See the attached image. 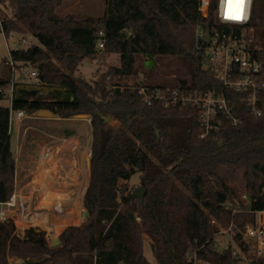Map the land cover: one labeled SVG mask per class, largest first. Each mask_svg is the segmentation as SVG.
<instances>
[{"label":"trees","instance_id":"16d2710c","mask_svg":"<svg viewBox=\"0 0 264 264\" xmlns=\"http://www.w3.org/2000/svg\"><path fill=\"white\" fill-rule=\"evenodd\" d=\"M200 3L107 0L103 15L77 19L58 12L62 0H0L4 34L29 32L35 38L0 62V101L12 90L11 106H0V203L15 193L13 111L33 115L47 109L62 118L81 113L93 118L90 178L83 196L88 217L67 226L55 246L45 230H36L41 228L21 235L13 221L0 220V264L12 257L25 264H58L60 258L68 264H152L144 254L146 238L158 264H237L238 253L231 246L220 250L216 235L219 224L246 228L264 211V92L262 114L245 116L239 125L225 120L219 130L201 137L195 107L148 105L137 89H121L128 79L135 86L192 93L222 89L205 67L203 52L196 51L197 27L213 24L218 0H212L208 17L201 15ZM250 24L264 46V0H254ZM109 53L121 56L119 66H110L92 83L74 76L85 59ZM158 56L184 61L186 77L176 83H151L153 73L139 78V58ZM261 60L264 79V53ZM13 68L35 70L49 94L16 81ZM104 114L116 124H104ZM136 173L146 189L143 201L128 184ZM235 238L241 252L249 253L242 236ZM248 258L264 264V253Z\"/></svg>","mask_w":264,"mask_h":264},{"label":"built area","instance_id":"2783aa9c","mask_svg":"<svg viewBox=\"0 0 264 264\" xmlns=\"http://www.w3.org/2000/svg\"><path fill=\"white\" fill-rule=\"evenodd\" d=\"M211 2L212 0H209L204 12L199 10L202 16L208 17ZM253 4L254 0H252L251 7L248 10V19L246 21H222L220 15L222 11L226 12V0L223 8L221 0H218L213 24L208 26L198 25L197 27L196 51L203 52L206 59L205 67L213 71L217 79L222 83L221 90L196 91L192 93V91L170 86H135L132 80L128 82L127 86H121V89H137L143 101L148 105L162 103L165 107H169L178 104L183 106L190 104L197 109L200 115L202 124L201 137H206L208 134L219 130L225 120H228L233 125H239L243 122L245 116L262 114L261 101L264 92V79L262 76L263 61L261 58L264 53V46L261 45L262 43H260L254 27L250 24ZM224 26H229V28L227 29ZM207 34L209 35V40L204 42ZM104 43L105 40L100 39L98 47L103 49ZM95 60H99V57ZM13 70L15 69L13 68ZM19 72L28 78L37 76L35 70L24 68ZM113 87L118 86L114 85ZM32 116L35 115L33 114ZM26 117H29V114L24 109L13 111L11 122L22 124L21 122ZM84 119L92 128V116L87 115ZM41 132L48 135L51 138V142L41 149L39 164L44 163L47 167H50L56 160L57 147L67 142V138L55 135L49 131ZM91 137H93V134ZM92 144L93 138L88 141L82 150L81 166L83 168L90 164ZM82 190L83 188L79 190V193ZM244 197L249 200L248 195ZM34 208V204L31 203L26 195L16 191L8 201L0 203V220L13 221L18 233L19 231H25L31 228L25 223ZM245 234L248 238L258 240L257 253L259 255L263 254L264 225H247Z\"/></svg>","mask_w":264,"mask_h":264},{"label":"rangeland","instance_id":"374dc122","mask_svg":"<svg viewBox=\"0 0 264 264\" xmlns=\"http://www.w3.org/2000/svg\"><path fill=\"white\" fill-rule=\"evenodd\" d=\"M1 7L4 9V11L7 14H10V10L6 7ZM107 10V0H62V5L58 8V12L62 15H66L68 13L74 15L77 19H85L87 17H98L103 15ZM1 17H0V62L4 61L6 58L10 57V50L11 49H17V48H27L29 43L35 42L34 36L27 32L24 34H20L18 32H12L9 36H6L4 32L1 30ZM120 57L117 53H109L105 54L103 57L100 56L99 60L90 59L87 58L83 61V63L80 65V68L77 72H75L74 76L76 78H82L84 80H87L88 82L92 83L95 79L98 78L100 74L105 72L110 66H119L120 65ZM138 67L140 74L139 78H144L145 76L149 75L150 73H153L154 78H152L151 83H176L178 77H186L188 67L185 64L184 61L181 59H176L174 57H153V58H147L142 57L138 60ZM28 70H31L30 68H27ZM14 76V79L21 84H27L30 88H36L39 90V94L41 95H47L50 92V89L47 87H43L39 85L36 78H28L24 76L21 72L16 71L15 74H12V77ZM132 79H128L126 82H130ZM153 81V82H152ZM125 83V82H124ZM12 92V90L8 91V97H6L4 100L0 101V106L6 107L9 106L10 100L9 95ZM85 114V113H81ZM35 116L38 115V113L34 114ZM79 115V114H77ZM87 115V114H86ZM32 115H29V117H26L20 124L19 131L21 132V137L23 138L26 136V140L22 144L25 148V142H28V145L30 146L29 153L30 155H37L36 149L34 147L32 148L31 140H35V136H43L41 131H51L52 128H55L57 125V122L60 120L53 121L50 124L46 123H39L38 120L31 118ZM73 117H77L76 115ZM104 124H113L115 125L116 122L112 119L111 116L108 114L103 115ZM78 119L69 121V122H61V127H64L65 125H70L77 136H79V142L80 146L85 147L93 133V127L91 128L90 124L85 120L81 119L80 117H77ZM15 123H11V131L15 130ZM69 123V124H68ZM23 135V136H22ZM22 139H20V144L22 143ZM92 157V156H91ZM90 157V159H91ZM92 161V160H90ZM139 173H136L129 181V187L133 188L135 191L137 188H139L141 185ZM15 191V190H14ZM27 191V190H26ZM84 194V193H83ZM83 194H80L81 197ZM248 195V193L244 192L242 195V198L245 200V202H248V199L244 196ZM249 196V195H248ZM44 198V197H43ZM42 198V205H45L47 203L44 202V199ZM82 203V201H81ZM33 204V203H32ZM49 205V204H48ZM75 205V206H74ZM81 204V213H79V220H85L84 218V207ZM74 208H77V205L73 203ZM71 217L66 220V223H70L77 218ZM69 225H72L69 224ZM67 225V226H69ZM77 225V224H74ZM236 226L230 225L229 227H224L219 224L220 231L216 235V242L217 246L220 250L223 251V249L231 246L235 252L238 253V256H240V260L237 262V264H251L250 259L248 258V255L250 254H258V240L248 238L245 234L246 228L239 227L236 223ZM247 225H264V211L259 212V214H256V218L254 222H250ZM246 225V227H247ZM237 227V228H236ZM36 230H43V229H36ZM47 232V231H46ZM240 234L242 236V239L245 240L249 244V253L243 254L241 252V248L239 247L238 243L236 242L235 236ZM51 234L49 231L47 232V238L48 241L52 244L54 238L59 237L60 234ZM144 254L147 257V259L152 264H158L157 259L154 255V250L151 241L146 238L144 241ZM9 262V259H8Z\"/></svg>","mask_w":264,"mask_h":264},{"label":"crops","instance_id":"0c3cea01","mask_svg":"<svg viewBox=\"0 0 264 264\" xmlns=\"http://www.w3.org/2000/svg\"><path fill=\"white\" fill-rule=\"evenodd\" d=\"M9 106H11L10 103ZM31 118H36L39 123L46 124H50L53 121L60 120L59 122H57L58 126L52 128L53 130L49 132L54 133L55 135L66 137L67 142L62 143L57 147V155L55 158L56 160L50 167H47L44 163L39 164L40 151L47 143L51 142V138L42 132L41 133L43 134V136H41V138L39 136H35V140H31V144L32 148L34 147V149H36L37 155H30L29 149L31 145L29 146L28 142L26 141L25 148L23 147L22 144L26 140V136H24L23 138L21 137V132L19 131L20 124H17L16 122L14 126L15 130L11 131V142L14 147L16 157L15 192L18 191L21 194L26 195L31 203L34 204V206H39L42 209L52 207V205H60L59 207H65L68 209L73 208L75 209V217L79 220V213H81V204H83V196L85 195L83 193L85 192L90 178V164L84 168L81 166L83 149L82 146H80L81 142H79V136H77L73 128L70 125L61 127V122H69L77 118H62L58 116L41 117L39 115L33 116ZM20 139H22L23 141L21 144ZM81 188H83V190L81 191V193H79V190ZM80 194H83L82 197ZM43 196H46L48 199L46 197L43 198ZM42 198L47 204L42 205ZM73 202L78 203L77 208H74ZM84 211L85 210H83V212ZM55 212L57 214V211ZM37 222L38 220L36 221L27 219L25 224L31 226L32 228L36 226ZM82 222L83 220L77 222L76 224L78 225ZM65 228L67 227L63 226L52 228L46 225L41 227V229L47 232L49 231V233L53 235L56 233L60 234L63 230H65ZM19 234H24V231H19ZM9 262V264H25L22 258L12 257L9 258ZM63 263L68 264L67 259H58V264Z\"/></svg>","mask_w":264,"mask_h":264},{"label":"bare ground","instance_id":"6f19581e","mask_svg":"<svg viewBox=\"0 0 264 264\" xmlns=\"http://www.w3.org/2000/svg\"><path fill=\"white\" fill-rule=\"evenodd\" d=\"M43 197L45 198L46 196H43ZM48 197H50V196H48ZM73 201H77V200H73ZM73 203L76 204V205L78 204L77 202H73ZM59 206H53L52 205V207H49V208H46V209H42L39 206H35V208L33 209L32 213H31V215H30V217L28 219L36 220V221L38 220L36 226H34V227H37V228H41V227H43L45 225L49 226V227H52V228H54V227H63V226L67 227V225H69L71 223L67 224L66 220L71 218V217H74L73 215L75 214V209H73V208L68 209V208L59 207ZM55 211H57V214H56ZM77 222L72 223V224H76Z\"/></svg>","mask_w":264,"mask_h":264},{"label":"clouds","instance_id":"9594fccd","mask_svg":"<svg viewBox=\"0 0 264 264\" xmlns=\"http://www.w3.org/2000/svg\"><path fill=\"white\" fill-rule=\"evenodd\" d=\"M209 4V0H202L200 11L204 12ZM252 0H226V12L222 11L220 18L222 21L244 22L248 19V10ZM222 8L225 7V0H221ZM238 17V18H230Z\"/></svg>","mask_w":264,"mask_h":264},{"label":"water","instance_id":"95a60500","mask_svg":"<svg viewBox=\"0 0 264 264\" xmlns=\"http://www.w3.org/2000/svg\"><path fill=\"white\" fill-rule=\"evenodd\" d=\"M209 40V35L207 34L204 38V42H208ZM38 115L41 117H54V113L53 111L47 110V109H42L40 111H38ZM77 117H80L81 119H84L87 115L86 114H79L76 115ZM145 194H146V189L143 186H140L139 188H137L133 195L137 198H139L140 200H144L145 198ZM88 217V212L85 209L84 211V218L86 219ZM60 243V239L59 237L54 238L53 242H52V246L58 245Z\"/></svg>","mask_w":264,"mask_h":264},{"label":"snow or ice","instance_id":"6c2138e0","mask_svg":"<svg viewBox=\"0 0 264 264\" xmlns=\"http://www.w3.org/2000/svg\"><path fill=\"white\" fill-rule=\"evenodd\" d=\"M230 2H231V0H230ZM230 18H238V17H230Z\"/></svg>","mask_w":264,"mask_h":264}]
</instances>
